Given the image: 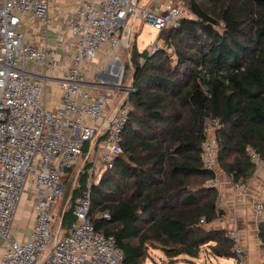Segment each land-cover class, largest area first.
<instances>
[{
	"label": "trees",
	"instance_id": "1",
	"mask_svg": "<svg viewBox=\"0 0 264 264\" xmlns=\"http://www.w3.org/2000/svg\"><path fill=\"white\" fill-rule=\"evenodd\" d=\"M183 1L188 16L158 32L169 53L130 43L133 91L122 155L90 188L89 219L115 238L123 264H142L149 247L170 260L197 258L206 245L214 258H233L227 231L211 225L221 213L216 175L199 157L207 124L217 166L235 183L253 176L251 154L264 160V0ZM86 167L70 190V209L61 212V231L74 219ZM258 235L264 246V221Z\"/></svg>",
	"mask_w": 264,
	"mask_h": 264
},
{
	"label": "built area",
	"instance_id": "2",
	"mask_svg": "<svg viewBox=\"0 0 264 264\" xmlns=\"http://www.w3.org/2000/svg\"><path fill=\"white\" fill-rule=\"evenodd\" d=\"M49 4L50 0H0V237L5 247L1 264H123L115 238L97 232L89 219L90 188L122 155L123 130L130 111L133 89L122 85L125 67L117 54L129 51L136 21L159 32L176 26L182 11L169 3L157 11L142 0H80L68 24L75 55L59 79V107L50 111L42 104L41 81L27 66L33 62L50 68L54 62L48 61L42 48L27 44L20 30L26 14L45 21ZM104 44L115 55L95 80L87 81L83 65L95 61ZM91 89L97 93L91 94ZM204 132L207 136L199 157L204 169L215 173L218 144L209 136L208 124ZM84 155L85 189L75 199L74 219L66 232L60 227L54 231L55 202L64 191L62 180ZM250 158L255 166L262 162L255 154ZM229 177L235 188L244 189ZM29 187L34 225L25 241L18 242L10 239L11 223ZM223 206L218 196L216 210L221 214L211 224L223 217ZM253 209L258 224L264 221V193ZM100 217L109 218V214ZM229 220L234 222L233 217ZM226 236L233 243L235 264H248L238 231L228 229Z\"/></svg>",
	"mask_w": 264,
	"mask_h": 264
},
{
	"label": "crops",
	"instance_id": "3",
	"mask_svg": "<svg viewBox=\"0 0 264 264\" xmlns=\"http://www.w3.org/2000/svg\"><path fill=\"white\" fill-rule=\"evenodd\" d=\"M80 0H50L48 17L39 21L30 14L22 17L20 30L24 34L27 44L42 48L54 66L46 68L42 64L30 62L27 69L34 77L41 81L44 93L42 104L45 109L56 111L60 104L59 79L67 70L75 55L74 37L68 24L78 9ZM146 6L161 11L165 4L173 5L175 0H142ZM174 6V5H173ZM98 58L86 65L96 64L102 66L109 61L111 51L107 44L100 48ZM102 63L100 65L99 63ZM95 73V72H93ZM91 74V73H90ZM97 73H95L94 79ZM87 81L88 75L85 74ZM92 78V74L91 77ZM96 94L97 89H91ZM214 187L223 201V217L215 224L226 231L235 228L239 233V242L248 264H264V246L258 235L257 216L253 203L264 193V160L256 166L253 176L244 185V189L235 188L229 175L218 166L215 168ZM234 218V222L230 221ZM35 213L33 210V195L29 188L23 193L17 211L11 223L10 239L23 242L31 234L34 225ZM206 248V247H205ZM207 250V249H206ZM5 253L3 239L0 237V264ZM226 259V258H225ZM233 264L235 260L233 259ZM206 264V261L205 263Z\"/></svg>",
	"mask_w": 264,
	"mask_h": 264
},
{
	"label": "rangeland",
	"instance_id": "4",
	"mask_svg": "<svg viewBox=\"0 0 264 264\" xmlns=\"http://www.w3.org/2000/svg\"><path fill=\"white\" fill-rule=\"evenodd\" d=\"M173 5L175 7H178L182 11V17L188 16L189 12L183 0H175L173 2ZM134 29L136 33L132 37V41L135 42V45L139 51L141 50L150 51L153 47H155L156 49L157 48L164 49L167 51V53L170 52V49L165 47V44L163 43V41L157 40L158 30L154 29L148 23L136 21ZM114 55H115L114 52L111 51V57L109 59V62L112 60ZM117 55L120 57L123 63V66L125 67V73H124V77L122 80V85L124 87L131 86L132 85V82H131L132 68L130 66V52L126 50H121L120 52H118ZM103 62L104 61H102L99 64L102 65ZM128 66H129V69H128ZM83 67H84V74L88 75L89 80L94 79L95 73L100 74L103 72L102 66H98L96 64H91V65L84 64ZM90 73L92 74V78H90L91 77ZM209 129H210L209 136H212L211 126H209ZM84 158H85V155L81 157L79 163L75 165V167H73L71 171L68 173V175H66L62 180V186L64 187V191H63V194L60 197H58L55 202L54 212L56 215V220H55V225H54V231H56L58 227H61L60 226L61 225V220H60L61 212L62 211L65 212L69 210L71 207L70 190L75 189L78 185L77 183L78 178H76L77 172L83 167ZM75 179H77L76 182H75ZM206 249L208 250L207 245L201 247L200 253L197 258L189 259L187 257H180L175 260L174 259L170 260L165 256L164 252L160 248L149 247L147 249L146 259L144 262H142V264H204L205 261H206V264H233L232 263L233 258H227V259L214 258L209 255V252Z\"/></svg>",
	"mask_w": 264,
	"mask_h": 264
}]
</instances>
